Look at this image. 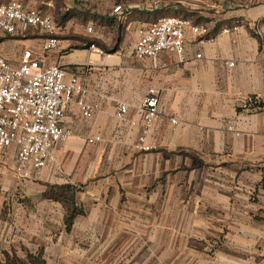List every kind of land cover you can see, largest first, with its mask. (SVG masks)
I'll list each match as a JSON object with an SVG mask.
<instances>
[{
    "label": "crops",
    "instance_id": "1",
    "mask_svg": "<svg viewBox=\"0 0 264 264\" xmlns=\"http://www.w3.org/2000/svg\"><path fill=\"white\" fill-rule=\"evenodd\" d=\"M179 2L161 17L180 7L179 17L216 36L210 43L188 30L184 62L167 51L156 60L135 56L140 31L159 18H144L141 8L116 42L99 32L92 39L80 14L57 24L58 47L47 52L37 29L0 31L1 57L17 65L31 51L43 68L77 77L85 103L99 106L85 118L79 96L69 105L63 124L73 136L52 150L39 180L18 176L14 147L0 154V264L88 262L108 247L113 261L264 264V108H242L245 98L264 102V0ZM151 90L159 108L144 135L134 107ZM120 103L130 106L125 120L116 117ZM62 185L77 187L84 210L70 230L66 207L44 198Z\"/></svg>",
    "mask_w": 264,
    "mask_h": 264
},
{
    "label": "built area",
    "instance_id": "2",
    "mask_svg": "<svg viewBox=\"0 0 264 264\" xmlns=\"http://www.w3.org/2000/svg\"><path fill=\"white\" fill-rule=\"evenodd\" d=\"M115 12L124 15L121 6ZM37 29L47 36L44 51L54 50L59 41L57 23L51 15L39 8L27 7L20 0H11L0 5V31L3 35L16 36ZM237 29V28H234ZM195 38L210 43L216 42V36L205 25L195 24L190 18L163 16L149 27L140 31L136 42L135 56L138 59L156 60L164 52L175 53L180 62H184V48L187 31ZM232 29H223L228 34ZM89 33L93 28L87 29ZM95 49V45H91ZM235 66L228 63L229 69ZM87 91L75 76H66L59 66L43 68L31 51L23 54L22 60L15 65L0 56V154L14 147L16 172L23 180H39L53 160L52 150H59L73 136L63 120L69 105L79 96L78 104L82 115L91 118L98 105L85 103ZM258 99L245 98L242 108L253 109ZM159 108V98L151 90L144 101L134 107V113L144 120L146 130L154 123ZM130 112L127 103H120L116 117L125 120ZM176 123L175 119H172ZM144 141V137L141 138ZM93 142V140H91Z\"/></svg>",
    "mask_w": 264,
    "mask_h": 264
},
{
    "label": "rangeland",
    "instance_id": "3",
    "mask_svg": "<svg viewBox=\"0 0 264 264\" xmlns=\"http://www.w3.org/2000/svg\"><path fill=\"white\" fill-rule=\"evenodd\" d=\"M11 0H0V5L6 4ZM21 2L29 3L30 0H20ZM38 2L37 8H41L42 11L48 15H51L58 25H64L65 20L72 14H80L78 17L81 23L87 25L88 23H92L93 31L88 35L94 39V34L97 32L105 33L107 37H111L113 35L114 42H116L117 38L120 37L126 32V23L130 21V17L133 18L135 15H131L138 9L141 8L147 11L144 14V18L152 21L155 20L157 17H161L163 14L170 12L171 6H180L182 4L179 2L181 0H33ZM188 1V0H186ZM48 3H52V6H49ZM121 6L123 8L124 15L121 20L115 18L118 13L115 12L116 7ZM177 8L180 13L177 16H181L184 14L182 8ZM183 7H187L183 5ZM39 8V9H40ZM143 11V10H142ZM177 11V12H178ZM172 12V11H171ZM140 12L139 14H142ZM128 14V15H127ZM156 14V16H155ZM125 15L127 17H125ZM185 15V14H184ZM142 17V16H141ZM95 23H97L95 25ZM95 25V26H94ZM95 40V39H94ZM143 246L139 245L138 250H140L137 256H142ZM111 250L109 247L107 251L103 253L102 259H96L95 257L88 262H72L69 261L66 264H164L159 263L158 261H151L149 263L143 262H127L125 256H119L114 259L113 255H111ZM114 254V253H113ZM92 256V255H91ZM53 264H65L64 262H55ZM165 264H176V263H165ZM182 264H189L183 262Z\"/></svg>",
    "mask_w": 264,
    "mask_h": 264
},
{
    "label": "trees",
    "instance_id": "4",
    "mask_svg": "<svg viewBox=\"0 0 264 264\" xmlns=\"http://www.w3.org/2000/svg\"><path fill=\"white\" fill-rule=\"evenodd\" d=\"M257 108H264V102L262 103L257 102L254 105L253 109H257ZM77 191L78 189L75 186L62 185V186H50L44 193V198L62 203L66 207L65 224L67 230L71 229L74 220L78 216L84 214V210L79 206H77V202H76ZM5 264H25V263L17 259V257H14L13 259L9 257ZM29 264H45V262L41 260V257L38 258L29 257Z\"/></svg>",
    "mask_w": 264,
    "mask_h": 264
}]
</instances>
